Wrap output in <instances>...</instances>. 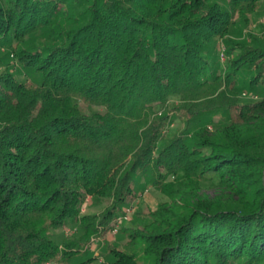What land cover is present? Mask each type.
Here are the masks:
<instances>
[{
    "label": "trees",
    "instance_id": "1",
    "mask_svg": "<svg viewBox=\"0 0 264 264\" xmlns=\"http://www.w3.org/2000/svg\"><path fill=\"white\" fill-rule=\"evenodd\" d=\"M262 2L0 0V45H15L32 80L0 74V264L81 254L146 173L168 202L101 264H141L138 252L147 264H264V100L241 104L236 93L246 68L250 89L264 82V49L235 44L225 75L211 65L235 13ZM169 107L187 123L222 111L229 123L193 142L165 137L158 110ZM205 178L218 193L202 192ZM87 197L105 203L98 214H82ZM69 225L82 233L57 244Z\"/></svg>",
    "mask_w": 264,
    "mask_h": 264
},
{
    "label": "rangeland",
    "instance_id": "2",
    "mask_svg": "<svg viewBox=\"0 0 264 264\" xmlns=\"http://www.w3.org/2000/svg\"><path fill=\"white\" fill-rule=\"evenodd\" d=\"M217 1L219 5L226 8L228 0H213ZM234 24L229 28L228 37L224 40L217 41L218 53L211 59L212 73L216 72L221 75H225L227 70H230V61L235 56L234 46L235 44H241L244 46L260 47L264 49V2L257 5L255 12L251 15L243 16L240 12H236ZM69 23H66L68 25ZM228 40L231 41L228 44ZM32 43L46 44L53 42L50 38H43L41 36L35 37L31 40ZM12 50H16L15 45L4 44L0 45V74L6 72H13L18 80H28V84H31V78L29 75H23L25 70L19 66L14 59ZM236 53V52H235ZM255 76L254 67L246 68L242 73L236 77V87L238 100L241 104H254L258 101L264 100V82L260 83L257 87L250 89L249 83ZM34 80V79H33ZM36 82V81H35ZM251 96H254L252 99ZM175 105V104H172ZM80 109L86 114H92L100 112V108L97 106L89 105L84 102H79ZM173 108L172 106H170ZM167 109H159L158 117L163 118L162 136H171L173 134H180L186 132L188 140L194 141V134L206 129L208 133L213 132L216 128L226 126L229 123L227 113L224 111L214 113L205 121H196L187 123L185 116L177 114ZM181 176L178 173L175 176H167L165 182L173 183L177 178ZM152 177L150 173L139 174L135 176V185L133 187L134 196L131 200L124 203L121 207L122 215L125 209L129 212L126 213V218H122L118 225L117 232H113L112 226L108 227L102 234L94 237L90 240L86 246L82 248L81 254L74 256L67 261H53L48 264H101L103 262H111L112 253L111 250L127 251L130 245V236L136 230L142 229L148 223H151L150 214L155 211L158 204L167 203L168 199L161 192L156 190L152 185ZM202 192L212 196L218 191L215 189L213 183L208 182V178L203 180ZM89 198V202L86 208L82 211L83 215L98 214L105 203L99 201H93ZM86 198V199H87ZM82 233L81 229L76 225H69L62 230L55 231L54 240L57 244H61L66 237H75ZM139 254V262L141 264H147V259ZM235 264H245L240 261Z\"/></svg>",
    "mask_w": 264,
    "mask_h": 264
},
{
    "label": "built area",
    "instance_id": "3",
    "mask_svg": "<svg viewBox=\"0 0 264 264\" xmlns=\"http://www.w3.org/2000/svg\"><path fill=\"white\" fill-rule=\"evenodd\" d=\"M251 98L253 99L254 96H251ZM88 202H89V198H87V199L85 200V202L83 203L82 208H81V211H83V210L86 208ZM125 212H126L127 214L129 213V212L127 211V209H125ZM125 212H124L122 215L118 216V217L115 219L114 223H112V228H113V232H114V233L117 232L118 225H119V223L121 222L122 218H123V219L126 218V213H125ZM47 264H48V263H47Z\"/></svg>",
    "mask_w": 264,
    "mask_h": 264
}]
</instances>
